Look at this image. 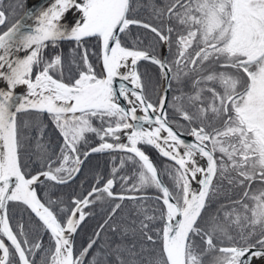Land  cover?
I'll list each match as a JSON object with an SVG mask.
<instances>
[{
    "label": "snow or ice",
    "instance_id": "6c2138e0",
    "mask_svg": "<svg viewBox=\"0 0 264 264\" xmlns=\"http://www.w3.org/2000/svg\"><path fill=\"white\" fill-rule=\"evenodd\" d=\"M0 264H264V0H0Z\"/></svg>",
    "mask_w": 264,
    "mask_h": 264
},
{
    "label": "trees",
    "instance_id": "16d2710c",
    "mask_svg": "<svg viewBox=\"0 0 264 264\" xmlns=\"http://www.w3.org/2000/svg\"><path fill=\"white\" fill-rule=\"evenodd\" d=\"M22 14V13H20ZM17 16V18H19V15ZM64 48L65 53L68 52L70 46L68 44H65L62 46ZM149 154L153 157L154 160H157V162H159L158 158H157V154L154 151L149 150ZM106 157L104 155H97L95 156L93 163H99L100 165V170L103 172L106 170V168H110L111 165L110 164H106ZM87 183L84 185V187H87ZM97 219H99V217H97L96 219H90L87 222L86 227L84 228V231L80 234V236L77 238V244L79 245L80 243H83L84 241L87 240L88 236L91 234L92 228L93 226L96 224Z\"/></svg>",
    "mask_w": 264,
    "mask_h": 264
},
{
    "label": "water",
    "instance_id": "95a60500",
    "mask_svg": "<svg viewBox=\"0 0 264 264\" xmlns=\"http://www.w3.org/2000/svg\"><path fill=\"white\" fill-rule=\"evenodd\" d=\"M47 0H34L33 2H31V0H28V7H33V6H37L40 5L42 3H46ZM18 92H22V89L17 90Z\"/></svg>",
    "mask_w": 264,
    "mask_h": 264
},
{
    "label": "bare ground",
    "instance_id": "6f19581e",
    "mask_svg": "<svg viewBox=\"0 0 264 264\" xmlns=\"http://www.w3.org/2000/svg\"><path fill=\"white\" fill-rule=\"evenodd\" d=\"M34 0H31V2H33ZM19 90V89H18Z\"/></svg>",
    "mask_w": 264,
    "mask_h": 264
}]
</instances>
